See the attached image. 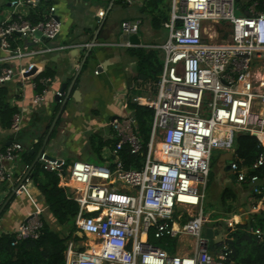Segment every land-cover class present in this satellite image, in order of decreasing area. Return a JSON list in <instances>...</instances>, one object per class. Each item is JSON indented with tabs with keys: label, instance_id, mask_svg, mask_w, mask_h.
I'll list each match as a JSON object with an SVG mask.
<instances>
[{
	"label": "built area",
	"instance_id": "built-area-1",
	"mask_svg": "<svg viewBox=\"0 0 264 264\" xmlns=\"http://www.w3.org/2000/svg\"><path fill=\"white\" fill-rule=\"evenodd\" d=\"M139 1L124 0V4L133 6ZM38 3L11 2L10 15L0 22V51L4 53L0 63L22 62L67 48L46 45L62 32L55 5L37 22L24 12ZM171 4L166 40L146 46L163 52L156 96L134 99L154 113L147 144L140 137L136 118L127 115L111 123L117 139L112 162L68 164L51 161L45 153L38 159L46 171L60 178L59 186L68 189L78 203V235L90 241H70L66 264H227L231 253L227 243L215 241L211 251L205 234L209 221L204 212L205 192L216 152L232 155L230 173L235 182L260 196L252 213L264 212V151L254 163L241 165L235 148L237 135L247 133L257 136L264 149V0H171ZM104 16L105 11H100L98 17ZM140 28L141 20L121 24L129 38L138 35ZM121 45L143 47L129 40ZM39 72L35 63L19 71L5 67L0 85L6 86L17 76L25 82ZM41 82L45 88L34 96L35 105L45 102L52 79ZM65 95L57 92L60 100ZM124 108L129 109L127 102ZM22 123L23 115L15 114L11 125L15 136ZM126 146L131 154L143 155L139 168L125 167L122 152ZM24 150L18 141L0 149V183L17 184L15 195H27L34 206L15 232L13 245L37 240L46 212L29 190L32 166L27 165V172L16 180L9 167L21 160ZM179 209L188 213L176 215ZM195 209L197 213L191 214ZM216 222L227 229L242 223L233 217L216 220L215 226ZM213 229L215 233L216 227ZM151 232L156 239L193 238L195 249L191 254L172 255L150 243ZM253 233L260 237L263 231L257 228ZM217 243H222L218 249Z\"/></svg>",
	"mask_w": 264,
	"mask_h": 264
},
{
	"label": "crops",
	"instance_id": "crops-1",
	"mask_svg": "<svg viewBox=\"0 0 264 264\" xmlns=\"http://www.w3.org/2000/svg\"><path fill=\"white\" fill-rule=\"evenodd\" d=\"M12 1L0 0V22L10 15ZM48 1L50 4L47 3ZM147 2L148 0H140L133 6H126L124 0H43L39 1L36 7L25 10L24 12L29 16L35 15L39 19L47 15L50 6L55 5L57 15L62 22V32L56 41L47 42L46 45L67 48L22 62L0 63V72L5 67L19 71L29 63H35L40 68V72L27 81L22 82L17 76L5 86L9 91L8 101L11 106L17 108L18 113L23 115V123L20 132L15 136L11 127L4 128L0 122V149L3 150L12 142L18 141L23 144L25 150L35 155L34 162L43 151L48 156L72 164L75 161L89 162L95 152L90 141L91 136H99L103 141L113 140L115 132L111 127L112 121L127 115L135 117L131 109L124 108V104L133 96L135 103L137 102L134 99L137 97L156 96L150 86L141 85L145 77L138 73L136 58L131 55L128 50L130 48L121 45L129 40L121 30L122 22L135 20H141L138 37L142 48L164 42L153 41L162 37L151 24V17L145 10ZM167 3L172 10L171 0ZM102 10L105 11V16L101 19L98 14ZM146 23H150L154 29L150 35L152 37H148L150 41L142 40L143 34L146 36L144 30ZM101 24L103 27L100 29ZM3 55L4 53L0 51V57ZM45 73H49L48 78H51L52 82L47 86L45 102L35 105L32 100L41 92L33 85L37 87L41 74ZM64 84H66V95L58 101L57 92ZM134 91L140 93L137 95ZM65 100V108L58 117ZM114 146L109 144L103 146L100 159L104 163L113 161ZM231 157L232 155L227 153L218 154L216 159L222 164L219 174L224 178L231 175L232 181L237 183L227 169ZM10 166L14 169L15 180L27 172V164L23 159ZM16 186L17 184L9 182L0 183V211L5 208L0 214V236L15 234L26 220L28 213L34 211V206L27 195L13 196ZM244 188L248 187L244 186ZM29 190L43 206L41 192L34 183L30 184ZM252 204L251 211L238 214L242 216L241 220L246 221L254 214L252 210L255 202ZM182 213L186 215L184 210L179 209L176 215ZM238 215H233V218ZM49 217L52 218L50 215ZM185 218L182 221H185ZM180 238L188 239L183 236ZM176 254L179 253L176 251Z\"/></svg>",
	"mask_w": 264,
	"mask_h": 264
},
{
	"label": "trees",
	"instance_id": "trees-1",
	"mask_svg": "<svg viewBox=\"0 0 264 264\" xmlns=\"http://www.w3.org/2000/svg\"><path fill=\"white\" fill-rule=\"evenodd\" d=\"M43 1V0H39ZM168 0H148L145 10L151 17V24L155 30L165 28V24L170 20L171 7ZM243 0H241L242 2ZM47 3L50 4V1ZM33 22L39 19L35 15L29 16ZM221 30L220 32H222ZM131 55L137 60V69L139 75L144 76L141 81L143 87H149L154 93H157V82L163 68L162 52L150 48H130ZM49 73L41 74L37 88L43 91L45 85L41 80L48 78ZM134 91V94H139ZM129 99V109L134 112L137 119L139 134L144 144H147L151 126L153 122V110L147 106L140 105ZM9 91L5 86L0 85V122L4 128L11 127L13 117L18 113L17 108L11 106L8 101ZM95 152L100 154L104 145L114 146L117 139H100L93 135L90 138ZM42 145V144H40ZM235 148L237 158L241 165H250L255 162L258 156L264 151L260 145L259 138L247 133H239L236 137ZM215 157V156H214ZM213 157V159H214ZM28 166H33L35 155L25 150L21 155V160ZM122 159L127 169L139 168L144 159L142 154L133 155L126 146L122 152ZM211 174V173H210ZM262 174L264 172L262 171ZM264 177V175H262ZM30 178L34 185L40 190L41 197L44 200L43 207L52 217L59 228H55L50 220L42 216L43 230L37 240H26L13 245L14 234H3L0 236V264H66V251L70 241L80 242L86 239L78 235L75 225V219L79 212L78 203L72 199L68 189L59 186L60 178L52 172L43 168L41 162L37 161L32 167ZM232 196L229 189L223 192V200ZM260 196L251 194L250 200L256 202ZM1 218V217H0ZM243 222V220H239ZM263 231L262 236L253 233L255 229ZM149 241L154 246L167 250L174 255L177 251L178 239L164 237L154 238L152 232L149 235ZM231 253L227 264H264V212L254 213L244 223L236 225L234 229L228 228L227 239L225 240ZM222 243H217L218 249ZM81 247L80 250H85Z\"/></svg>",
	"mask_w": 264,
	"mask_h": 264
},
{
	"label": "rangeland",
	"instance_id": "rangeland-1",
	"mask_svg": "<svg viewBox=\"0 0 264 264\" xmlns=\"http://www.w3.org/2000/svg\"><path fill=\"white\" fill-rule=\"evenodd\" d=\"M239 15V14H238ZM222 27L220 25H217V29L221 31ZM144 30L146 33L143 34L142 40L143 41H150L148 40L152 36V27L150 23H146L144 26ZM158 34L161 35V39L159 40H153L155 43H162L166 40L167 30L165 28H162L160 30H155ZM149 37V38H148ZM217 41L220 42L221 38H217ZM150 97V96H148ZM56 153V152H55ZM103 153V152H102ZM218 154H223L221 152H216L215 157L212 161V167H211V174L209 178V183L206 189V196L204 200V212L207 217L208 224L212 223L216 220L220 219H231L233 215L235 214H243L246 211H251L253 200H250L251 196V188H244L243 185L234 183L232 181L231 175H228L227 177H222L219 174V170L222 168V164L218 163L217 157ZM100 154L94 152L93 156L90 157L88 160V163L93 164H104V161L100 159ZM225 189H229L232 192V196L229 198L226 197L225 200H223V192ZM188 213L187 210H184ZM190 213L195 215L197 213V210H190ZM44 216L50 220V223L53 227L59 228L58 225L55 223L54 220L50 219L48 213H45ZM236 220H240L241 218L236 217ZM245 222V220L243 221ZM216 242L225 241L227 239L228 229L227 227L222 223L216 222ZM86 244H90L89 239L84 241ZM195 249L194 240L193 238H180L179 239V245L177 253L179 254H185V253H193Z\"/></svg>",
	"mask_w": 264,
	"mask_h": 264
},
{
	"label": "water",
	"instance_id": "water-1",
	"mask_svg": "<svg viewBox=\"0 0 264 264\" xmlns=\"http://www.w3.org/2000/svg\"><path fill=\"white\" fill-rule=\"evenodd\" d=\"M103 27V24H101L100 25V29ZM37 35L39 36V33H37ZM129 41L132 43V44H134V45H136V46H140L141 45V41H140V39H139V37H138V35H134V36H131L130 38H129ZM34 72V71H33ZM33 72H31L30 74H32ZM65 90H66V84H64L63 86H62V88H61V90H60V92L62 93V94H65ZM57 100L58 101H60V98L57 96ZM65 105H66V100L63 102V104H62V107H61V110H60V112H59V115H58V117H60L61 116V114H62V112H63V110H64V108H65ZM42 153H43V151H42ZM41 153V154H42ZM40 154V155H41ZM40 155L38 156V158H37V160L33 163V166L36 164V162L38 161V159H39V157H40ZM49 160H51V161H55L56 160V158H54V157H52V156H46ZM230 161H232V157L230 158ZM32 166V167H33ZM32 167H31V170H32ZM230 165L229 166H227V169L228 170H230ZM30 170V171H31ZM15 195V192H13V196ZM5 208L3 207L2 208V210L0 211V214L2 213V211L4 210ZM215 227V223L214 222H212V223H209V224H207V227H206V230H205V234H206V236H207V238L209 239V248H210V250L211 251H213L214 250V245H215V233H214V228Z\"/></svg>",
	"mask_w": 264,
	"mask_h": 264
}]
</instances>
